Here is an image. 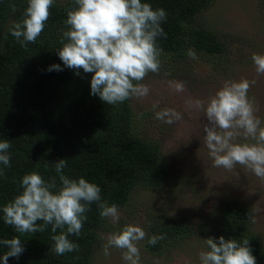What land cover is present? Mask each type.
Listing matches in <instances>:
<instances>
[{
  "label": "trees",
  "instance_id": "16d2710c",
  "mask_svg": "<svg viewBox=\"0 0 264 264\" xmlns=\"http://www.w3.org/2000/svg\"><path fill=\"white\" fill-rule=\"evenodd\" d=\"M211 1L142 0L167 13L161 23L166 38L157 39L167 63L183 58L187 47L225 53L224 41L195 20ZM27 6L28 0H0V140L6 139L11 145V166L0 164V240L19 235L24 245L23 253L18 258L9 257L8 264H91L97 229L103 221L98 204L89 205L80 235L69 236L78 249L58 256L51 251V225L44 232L18 233L4 222L3 207L23 191L22 177L38 171L46 181L56 177L59 185L55 163L65 159V175L97 184L101 202L120 207L135 187L160 186L168 173L159 145L134 134L130 100L107 105L91 94L93 73L81 69L77 74L60 60L62 34L70 27L65 24L67 9L74 7V0H55L37 41L22 47L9 29L22 21ZM53 64H59L61 70L49 71ZM248 213L242 202L222 199L212 236L217 240L221 235L238 241L249 239L257 264H264V244L251 231ZM151 228L154 235L164 234L160 241L170 245L187 236L191 227L180 221ZM60 231L57 229L56 234ZM144 245L151 253L158 251V243ZM5 251L7 248L0 244V264H4Z\"/></svg>",
  "mask_w": 264,
  "mask_h": 264
},
{
  "label": "clouds",
  "instance_id": "9594fccd",
  "mask_svg": "<svg viewBox=\"0 0 264 264\" xmlns=\"http://www.w3.org/2000/svg\"><path fill=\"white\" fill-rule=\"evenodd\" d=\"M54 3L55 0H28L22 21L9 29L22 47L37 41ZM166 17L165 9H153L142 0H74V7L67 9L65 24L70 27L62 34L59 58L77 74L81 69L93 73L91 94L98 95L107 105L143 99L150 92L143 80L150 72L158 74L161 69L162 49L157 39L166 38L161 26ZM187 55L198 59L192 50ZM251 59L257 74H264V54L253 53ZM51 70H61L60 65H51ZM253 84L254 80L246 78L226 81L207 100L189 99L186 104L207 118L203 142L212 167L232 171L239 165L264 181V122L257 115L255 97L248 95ZM168 86L178 93L186 88L179 81H169ZM157 108L158 102L153 103L155 119L168 125L184 119V113L174 108ZM10 146L8 140H0V164L6 167L11 166ZM66 167L65 159L55 163L59 185L56 177L46 181L38 171L25 174L20 182L23 191L3 207L4 222L18 233L44 232L51 225V251L58 256L78 249L79 245L69 236L80 235L87 220L85 213L92 203L98 204L101 218L110 219L113 225L120 220L117 205L101 202V188L97 184L84 177L69 178L63 172ZM256 211L251 209L248 213L253 223ZM57 229L61 230L59 234ZM146 238L148 244L155 245L165 236L148 237L140 225L126 224L106 236L103 254L110 256L109 249L117 248L126 264H141L138 245ZM0 244L7 248L2 257L4 264H8L9 257L18 258L24 251L19 235L0 240ZM206 245L207 250L199 253V264H257L247 238L238 241L223 235L218 240L209 237Z\"/></svg>",
  "mask_w": 264,
  "mask_h": 264
},
{
  "label": "rangeland",
  "instance_id": "374dc122",
  "mask_svg": "<svg viewBox=\"0 0 264 264\" xmlns=\"http://www.w3.org/2000/svg\"><path fill=\"white\" fill-rule=\"evenodd\" d=\"M195 20L224 41L225 53L187 47L186 55L174 58L175 61L167 63L161 56L160 72H150L143 80L150 86L149 94L130 100L133 132L159 145L168 178L154 188L135 187L127 202L118 207V225L103 218L91 264H126L120 249L110 248L111 255L106 257L102 247L108 234L126 224L140 225L151 237L155 234L151 227L156 230L160 225L180 221L191 227L184 238L170 245L159 240L154 253L144 248L147 238L139 242L141 264H199V253L207 250L206 240L213 237L216 212L225 198L242 202L249 211L258 210L253 213L256 222L250 220V229L264 244V181L239 165L232 171L212 167L203 142L207 118L186 104L189 99L207 100L226 81L246 78L255 81L248 95L255 97L257 115L264 122V74H257L251 59L253 53L264 54V4L260 0H212ZM189 50L198 59H191L187 55ZM169 81L183 82L185 91L178 93L169 88ZM156 102V110L174 108L184 113V119L172 125L155 119L152 105Z\"/></svg>",
  "mask_w": 264,
  "mask_h": 264
}]
</instances>
